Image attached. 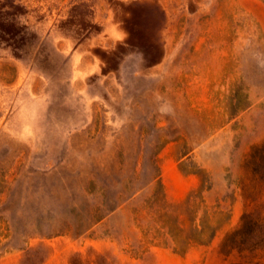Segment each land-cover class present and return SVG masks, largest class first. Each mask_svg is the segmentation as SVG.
<instances>
[{
  "label": "rangeland",
  "instance_id": "obj_1",
  "mask_svg": "<svg viewBox=\"0 0 264 264\" xmlns=\"http://www.w3.org/2000/svg\"><path fill=\"white\" fill-rule=\"evenodd\" d=\"M0 264H264V0H0Z\"/></svg>",
  "mask_w": 264,
  "mask_h": 264
}]
</instances>
